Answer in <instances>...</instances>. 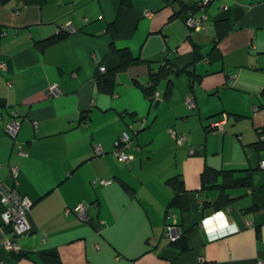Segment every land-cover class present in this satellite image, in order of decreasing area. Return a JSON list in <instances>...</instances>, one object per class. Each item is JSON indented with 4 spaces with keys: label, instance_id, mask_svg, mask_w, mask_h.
Instances as JSON below:
<instances>
[{
    "label": "crops",
    "instance_id": "1",
    "mask_svg": "<svg viewBox=\"0 0 264 264\" xmlns=\"http://www.w3.org/2000/svg\"><path fill=\"white\" fill-rule=\"evenodd\" d=\"M197 1L0 0V182L32 202L13 249L0 203V264H264V0H214L193 30L184 16ZM65 23L75 31L55 37ZM111 45L128 49L123 69ZM160 66L182 72L148 98L142 87ZM101 67L115 69L111 93L97 88ZM124 132L131 159L119 162ZM206 167L241 183L204 186ZM174 176L183 192L166 184ZM221 194L229 202L215 209Z\"/></svg>",
    "mask_w": 264,
    "mask_h": 264
},
{
    "label": "built area",
    "instance_id": "2",
    "mask_svg": "<svg viewBox=\"0 0 264 264\" xmlns=\"http://www.w3.org/2000/svg\"><path fill=\"white\" fill-rule=\"evenodd\" d=\"M214 0H198L195 3V7L189 10L184 17V22L190 29H201L204 26L206 20V8L207 6ZM151 14L150 11H145L144 16L149 17ZM75 31V28L70 23L62 24L58 27V33H71ZM100 71H104L103 67L100 68ZM49 96H57L59 94V89L56 83H51L48 85L47 89ZM153 97H157V93H154ZM186 103L189 108H193V100L192 97L189 96L186 99ZM19 121L16 118H12L4 128V131L14 137L19 128ZM143 128L144 121L140 124ZM223 122H211L209 127L211 129H221ZM170 135L177 139L179 143L184 142L185 136L178 135L175 130L171 129L169 131ZM261 138L264 139V135L261 134ZM130 138L127 133H122L119 136L118 142L116 143V148L114 150V154L119 162H127L131 159L129 154L124 152V148L129 147ZM19 147V154L25 156L26 153ZM194 152V150H192ZM102 154L100 146H96L94 148V155ZM260 167L264 168V159L260 161ZM17 168L16 166H11V176L16 177ZM100 185H109L111 183V179L100 178ZM0 203L5 206V209L1 213L2 220L4 224H8L11 226L12 239H6L3 243L5 249H13L16 248V240L15 238L21 237L29 232V225L27 222V213L32 205V202L26 196L21 195L15 187H8L0 182ZM87 205L79 204L74 208V213L82 220H86L87 217ZM221 213H214L209 216L208 220L217 217ZM204 219L203 222L206 220ZM164 235L170 240L175 241L179 238L180 232L178 228L174 224H167L164 226ZM257 264H261L258 262Z\"/></svg>",
    "mask_w": 264,
    "mask_h": 264
},
{
    "label": "trees",
    "instance_id": "3",
    "mask_svg": "<svg viewBox=\"0 0 264 264\" xmlns=\"http://www.w3.org/2000/svg\"><path fill=\"white\" fill-rule=\"evenodd\" d=\"M1 1L4 2L5 0H1ZM194 7H195V5H194ZM194 7L187 9V11L185 12V16H186L187 12L189 10L193 9ZM60 35H64V33L59 32V33H57V35L55 37H59ZM111 51L116 53L119 56L120 63H119V66L117 69H123L128 64V62L130 60V54H129L128 49H117L113 45H111ZM180 72H182V71L172 70L171 67H167V66H160L156 71L150 72L148 84L145 85L144 87H142L144 94L148 98L149 97L152 98L154 93H156L154 91H155L156 83L160 79V77H162L166 74H172V73L173 74H179ZM114 75H115V69L100 72L96 78L98 90L101 92H104V93H111L112 88H113ZM262 93L264 95V90ZM208 127H209V125H208ZM178 135H181V134H178ZM218 176L223 177L224 180L227 181V184H229V185L230 184L231 185H238L241 183L240 180L231 179V173L230 172L219 171L217 169H212V168L206 167L204 169L203 173L201 174L202 184L204 186H206V185L215 186L214 184H215ZM166 184H168L172 188H176L178 193L184 191L183 183L178 181V177H176V176L169 178L166 181ZM178 193L172 198L168 207L178 206ZM228 202H229L228 197L226 195L221 194L213 204H214L215 209H217L219 207L225 206ZM168 213L169 212H167V214ZM182 236H183L182 233H180L178 239H176L175 241H170L172 244L179 247L181 250L185 249V247H186V245L183 242ZM48 259L50 260L49 261L50 263L52 262V264H61L60 261L55 257L48 258Z\"/></svg>",
    "mask_w": 264,
    "mask_h": 264
},
{
    "label": "clouds",
    "instance_id": "4",
    "mask_svg": "<svg viewBox=\"0 0 264 264\" xmlns=\"http://www.w3.org/2000/svg\"><path fill=\"white\" fill-rule=\"evenodd\" d=\"M215 213H221V214H223V213H222V211H219V212H215ZM213 214H214V213H213ZM210 216H211V215H210ZM206 218H208V217H206Z\"/></svg>",
    "mask_w": 264,
    "mask_h": 264
},
{
    "label": "rangeland",
    "instance_id": "5",
    "mask_svg": "<svg viewBox=\"0 0 264 264\" xmlns=\"http://www.w3.org/2000/svg\"><path fill=\"white\" fill-rule=\"evenodd\" d=\"M173 129V128H172ZM171 129L168 130V132L170 131ZM174 130V129H173Z\"/></svg>",
    "mask_w": 264,
    "mask_h": 264
}]
</instances>
